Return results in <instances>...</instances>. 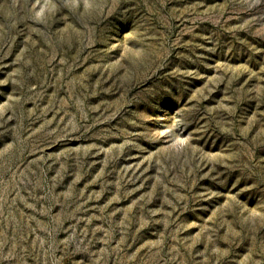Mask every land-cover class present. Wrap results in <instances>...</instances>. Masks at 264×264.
Listing matches in <instances>:
<instances>
[{"label":"rangeland","instance_id":"obj_1","mask_svg":"<svg viewBox=\"0 0 264 264\" xmlns=\"http://www.w3.org/2000/svg\"><path fill=\"white\" fill-rule=\"evenodd\" d=\"M0 264H264V0H0Z\"/></svg>","mask_w":264,"mask_h":264}]
</instances>
